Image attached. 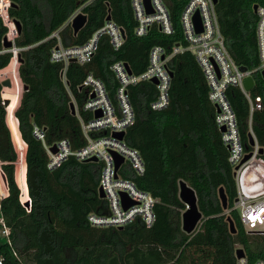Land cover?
I'll return each instance as SVG.
<instances>
[{
	"label": "trees",
	"instance_id": "1",
	"mask_svg": "<svg viewBox=\"0 0 264 264\" xmlns=\"http://www.w3.org/2000/svg\"><path fill=\"white\" fill-rule=\"evenodd\" d=\"M10 2L9 15L21 25L14 43L24 46L19 50L18 75L27 88L22 90L17 106L18 92L10 99L6 117L0 78V172L6 187L0 198V216L10 228V242L0 233L3 264H18L13 251L26 264H237V247L243 249L247 264L264 259V231L246 230L238 210L232 208L237 190L229 150L215 123L216 110L208 98L203 72L190 51L174 54L168 63L172 72L169 103L163 109L150 107L156 92L152 82L129 86L135 117L125 140L140 151L145 164L144 173L133 178L141 189L157 198L152 225H145L140 218L122 227L91 225L89 212L108 211L106 199L98 194L100 162L68 155L54 168L47 166L45 145L66 138L70 148L77 149L85 142L59 75L61 62L50 58L58 40L51 33L58 29L63 45L83 44L108 14L125 28L126 38L119 49L112 48L107 36L101 35L89 61L69 62V86L80 100L82 94L76 87L86 73L101 78L112 90L114 79L109 65L113 60L124 59L134 72H140L147 65L152 45L169 48L178 41L181 35L176 14L184 0H168L174 33L164 34L152 26L143 36L133 32L129 0H92L84 7L86 22L76 33L64 22L80 0ZM254 4L264 5V0L216 3L227 47L234 60L248 68L259 64ZM7 29L0 16V71L13 60L12 52L3 46ZM253 80L250 92L261 96L263 106L253 111L250 127L261 148L259 155L264 158V76L256 70ZM226 96L236 116L240 140L248 151L252 148L248 100L236 85L227 87ZM35 126L43 130V139L35 135ZM17 130L26 145L25 172L19 180L18 153L11 135ZM180 179L194 188L202 212L191 232L181 226L186 205L178 195ZM219 186L227 195L226 208L218 196ZM23 194L28 195V204L21 199ZM228 215L235 232L229 230Z\"/></svg>",
	"mask_w": 264,
	"mask_h": 264
},
{
	"label": "built area",
	"instance_id": "2",
	"mask_svg": "<svg viewBox=\"0 0 264 264\" xmlns=\"http://www.w3.org/2000/svg\"><path fill=\"white\" fill-rule=\"evenodd\" d=\"M91 1L80 0L64 24L69 23L71 25L74 16L79 12L85 13L84 7ZM129 3L134 18L133 32L135 35H146L152 26H156L164 34L175 32L176 27L168 6V0H149V10L144 0H129ZM216 3L217 1L214 0H184L176 14L181 35L178 41L169 48L162 44L152 45L148 50L147 65L140 72H134L124 59L113 60L109 65L114 79L112 90L106 86L101 78L91 72L86 73L76 87L77 91L82 94L80 100L69 86L66 75L69 62L74 61L83 64L89 61L101 35L107 36L112 48L119 49L126 38L125 28L111 17L110 19L105 18L103 25L96 29L83 44L69 45L61 43L58 29L51 33L58 40L51 49L50 58L52 61L61 62L59 75L70 97L69 103L72 102L74 105V114L79 120L85 142L79 148L71 149L68 140L63 138L54 143L57 147L55 152L50 150V146L45 145L49 154L47 166L54 168L68 155H74L78 160L100 162L98 187L101 186L104 192L103 198L106 199L108 211L106 213L89 212L87 220L91 225L123 226L136 218H140L145 225L150 226L155 221L154 204L157 198L149 191L141 189L133 178V176L142 175L145 171L142 155L136 147L125 140L126 130L133 123L135 117L129 95V86L142 81L152 82L156 92L155 97L150 102V107L155 110L163 109L169 103L171 75L168 63L174 54L190 51L203 72L208 85V98L216 110L215 123L221 132V140L229 150L228 160L233 166L237 190L232 208L238 210L240 220L246 230H264V158L259 155L260 148L250 127L253 111L260 110L263 104L261 96L259 94L252 95L251 89H246L243 84L245 76H253V72L256 70L260 72L264 70V5L257 4L254 10L256 13L255 31L259 64L253 68L242 69V65L234 60L227 47L225 36L219 25ZM10 5V0H0V16L8 28L5 36L11 40L12 44L6 48L12 52L11 59L15 58L17 69L14 70L18 73L19 60L17 54L24 46L20 47L14 43V38L19 31L14 18L9 15L8 7ZM196 14L199 16V25L194 19ZM5 68L0 71L1 80L9 78L7 76L1 77ZM153 79L157 81L154 82ZM10 81L12 85V80L10 79ZM230 85L238 86L248 100V123L250 137L253 140L251 142L252 148L248 151L245 150L240 140L236 116L226 96V89ZM3 92L2 87L3 99L9 98L4 96ZM21 92H18L16 106L19 103ZM8 105H5L6 117ZM15 120L18 129L17 118ZM222 126L224 127L223 130H221ZM33 131L35 135L43 139L42 129L35 126ZM120 131L123 132L121 138L114 134ZM17 135L21 141V150L24 148L25 151L26 145L19 130H17ZM247 152L251 154L243 160ZM17 153L19 160V152L17 151ZM92 156H95L96 159H91ZM116 157H121L118 164H116ZM23 171L25 172V167ZM123 197L130 201L127 206L123 203ZM0 225L1 235L10 242V228L1 216ZM13 254L18 259V264H26L15 251ZM3 259L0 253V264H3ZM237 264H247L245 256L237 258ZM255 264H264V259H258Z\"/></svg>",
	"mask_w": 264,
	"mask_h": 264
},
{
	"label": "water",
	"instance_id": "3",
	"mask_svg": "<svg viewBox=\"0 0 264 264\" xmlns=\"http://www.w3.org/2000/svg\"><path fill=\"white\" fill-rule=\"evenodd\" d=\"M144 1H145V4L148 6V10H149V0H144ZM214 1H217V0H214ZM256 7H257V4H254L253 5V9L255 10ZM110 17H111L110 14H108L106 16V19H110ZM86 19H87V15L85 13H82V12H79V13H77L74 16V18L72 19V22H71V27H72L74 33H76L85 24ZM194 19H195L196 23L199 25V16H198V14L195 15ZM14 20H15L17 29L19 31L20 27H21L20 22L17 19H14ZM198 29H200V26H198ZM11 44H12L11 40L7 39V37L4 36V38H3V46L4 47H10ZM17 57H18V60L21 61L20 53L17 54ZM241 68L242 69H246V66H241ZM261 74L264 76V70H261ZM170 75H172L171 71H170ZM153 81L156 82L157 80L153 79ZM1 83L4 86H6V85L10 86L11 85V81H10L9 78H5V79L1 80ZM243 84H244L246 89H251L252 86H253V76L252 75L245 76V78L243 80ZM25 88H27V85L23 84V89H25ZM3 102H4L5 105H8L9 98H4ZM69 106H70L71 112L74 113L75 112V108H74L73 103L70 102ZM98 114H99V112L97 113V115ZM223 129H224V127L222 126L221 130H223ZM114 134L116 136H118L119 138H121L123 136V132L122 131L115 132ZM250 140H251V142H253L251 137H250ZM56 149H57V147H56L55 144L50 146V150L52 152H55ZM259 151H261V148L259 149ZM250 154H251L250 152H247L244 155L243 160H245L247 157H249ZM91 159H96V157L92 156ZM120 161H121V157H116V164H118ZM0 174H1V177H2V180H3V183L5 184V177H4L2 172H0ZM98 194H99L100 197L104 196V192H103L101 186L98 187ZM178 195H179V198L186 205L185 209L181 213V226H182V229L184 231H186V232H191L197 227V225L200 222V219L202 217V212L199 209L198 204H197V196H196L195 190L185 180L180 179L179 183H178ZM218 196L220 198L222 207L226 208L227 207V195L225 193V190H224L223 186H219V188H218ZM25 203L28 204V200H25ZM123 203H124L125 206H127L130 203V201L126 197H123ZM227 221H228L229 230L231 232H235L236 231V227H235L234 221H233V219L231 218L230 215L227 216ZM119 227H122V226H119ZM249 231H264V230L261 229V230H249ZM235 255H236L237 258L243 257L244 256L243 249L241 247H237L236 250H235Z\"/></svg>",
	"mask_w": 264,
	"mask_h": 264
},
{
	"label": "rangeland",
	"instance_id": "4",
	"mask_svg": "<svg viewBox=\"0 0 264 264\" xmlns=\"http://www.w3.org/2000/svg\"><path fill=\"white\" fill-rule=\"evenodd\" d=\"M14 69H17V63L15 62V58L11 61L9 66H7L2 71V75H1L2 78H5V76H7L12 80L11 86H3L4 96L9 97L10 99H13L15 94L19 91L21 92L22 90V83L19 79L17 71ZM17 98H18V95H17ZM17 136H18L17 132L16 133L14 132L12 134L13 143L17 151L19 152V161L16 163V177H17V180H19V177L21 176V172L23 171L22 169L25 166H24V160H23L24 148L23 150H21V141H20V138ZM21 151H22V154H21ZM21 181H24L23 178H21ZM5 191H6V187H5V184L3 183V180L0 174V198L1 196H3V193H5ZM27 198H28L27 194L21 195L22 200H26Z\"/></svg>",
	"mask_w": 264,
	"mask_h": 264
},
{
	"label": "bare ground",
	"instance_id": "5",
	"mask_svg": "<svg viewBox=\"0 0 264 264\" xmlns=\"http://www.w3.org/2000/svg\"><path fill=\"white\" fill-rule=\"evenodd\" d=\"M10 104V103H9Z\"/></svg>",
	"mask_w": 264,
	"mask_h": 264
}]
</instances>
